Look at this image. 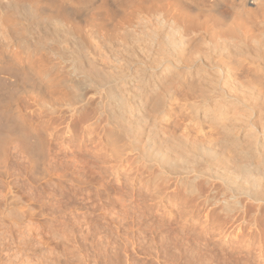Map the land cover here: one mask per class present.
Returning <instances> with one entry per match:
<instances>
[{
	"label": "bare ground",
	"instance_id": "obj_1",
	"mask_svg": "<svg viewBox=\"0 0 264 264\" xmlns=\"http://www.w3.org/2000/svg\"><path fill=\"white\" fill-rule=\"evenodd\" d=\"M218 1L0 0V167L14 144L60 206L264 228V0Z\"/></svg>",
	"mask_w": 264,
	"mask_h": 264
},
{
	"label": "rangeland",
	"instance_id": "obj_2",
	"mask_svg": "<svg viewBox=\"0 0 264 264\" xmlns=\"http://www.w3.org/2000/svg\"><path fill=\"white\" fill-rule=\"evenodd\" d=\"M214 4L216 13L212 14H231L228 0ZM194 13L209 15L205 10ZM243 19L247 21L244 23L247 29L256 26L261 30L258 18L244 16ZM220 28L216 27V32L222 31ZM13 145L8 146L5 162L0 167V264H264L263 226L252 239L245 234L236 235L237 230L232 233L234 236L217 231L212 234L194 231L205 227L203 218L194 228L183 230L178 224L169 227L166 218L159 222L163 212L139 217L141 212L129 206L94 208L80 196L60 206L52 161L45 160L43 166L47 172L39 179L30 160L15 154ZM102 213L107 218L96 217ZM176 232L184 233V239L183 235L175 236ZM189 233L196 235L192 238ZM246 242L257 248L250 252L235 249ZM184 245L191 249H178Z\"/></svg>",
	"mask_w": 264,
	"mask_h": 264
}]
</instances>
